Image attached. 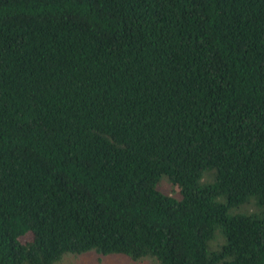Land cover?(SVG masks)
<instances>
[{
	"label": "trees",
	"instance_id": "obj_1",
	"mask_svg": "<svg viewBox=\"0 0 264 264\" xmlns=\"http://www.w3.org/2000/svg\"><path fill=\"white\" fill-rule=\"evenodd\" d=\"M88 253L264 264V0H0V264Z\"/></svg>",
	"mask_w": 264,
	"mask_h": 264
},
{
	"label": "rangeland",
	"instance_id": "obj_2",
	"mask_svg": "<svg viewBox=\"0 0 264 264\" xmlns=\"http://www.w3.org/2000/svg\"><path fill=\"white\" fill-rule=\"evenodd\" d=\"M168 189L173 193L177 190L176 187L171 186L166 181L164 182ZM60 264H152L150 260L135 262L127 257L114 256H100L96 253H88L81 256L68 255Z\"/></svg>",
	"mask_w": 264,
	"mask_h": 264
}]
</instances>
